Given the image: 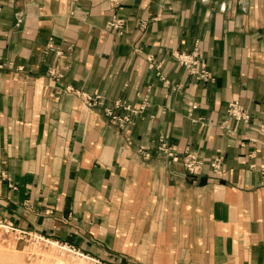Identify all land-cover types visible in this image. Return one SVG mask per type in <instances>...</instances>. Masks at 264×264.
I'll return each instance as SVG.
<instances>
[{
	"label": "crops",
	"instance_id": "0c3cea01",
	"mask_svg": "<svg viewBox=\"0 0 264 264\" xmlns=\"http://www.w3.org/2000/svg\"><path fill=\"white\" fill-rule=\"evenodd\" d=\"M197 42L214 81L174 58ZM0 65V219L103 264H264V0H0ZM69 86L148 104L122 131Z\"/></svg>",
	"mask_w": 264,
	"mask_h": 264
},
{
	"label": "built area",
	"instance_id": "2783aa9c",
	"mask_svg": "<svg viewBox=\"0 0 264 264\" xmlns=\"http://www.w3.org/2000/svg\"><path fill=\"white\" fill-rule=\"evenodd\" d=\"M124 25V20L115 19L114 21L109 23V28L122 32ZM48 47L53 48L52 43H50ZM58 54L61 55L62 53L58 52ZM174 58L181 66H183L187 70V72L191 76L195 77L196 79L204 81H214V78L205 65L204 52L199 42H197L194 45L193 49L189 52H178L174 54ZM49 73L50 76L55 78L56 80H59L62 77V75H60L56 68H52ZM162 80H164L166 84L168 83L163 77ZM64 91L80 97L86 107H104V99L102 95H91L80 90H76L75 88L70 86L66 87ZM147 104L148 103L146 100L139 107H134L126 104L121 100H117L114 102L113 107H104V111L106 116L111 119L112 123L115 126H117L120 130L125 131L129 126L133 125V116L142 113ZM228 113L231 117L235 118L238 121H243L246 124L250 122L251 116L247 113V111L239 101H232L231 103H229ZM156 150L160 156L170 159L172 162L182 163L185 169L191 174H200L203 169L204 161L199 159L197 153L191 150H186L182 157V155H180L176 151V149L169 144L167 138L164 136L160 138ZM138 152L145 158L150 157L149 149H140ZM223 160V157H217L213 161H211V167L215 173H218L223 169ZM0 178H5V175L1 174ZM0 232H3L4 235L13 236L16 241H28L37 239L39 242H47L52 244L49 239L43 236H38V234L35 233L18 230L12 222L6 221L4 219H0ZM56 243L59 244V242ZM62 245L68 246L67 244ZM69 248L76 251L71 246Z\"/></svg>",
	"mask_w": 264,
	"mask_h": 264
},
{
	"label": "rangeland",
	"instance_id": "374dc122",
	"mask_svg": "<svg viewBox=\"0 0 264 264\" xmlns=\"http://www.w3.org/2000/svg\"><path fill=\"white\" fill-rule=\"evenodd\" d=\"M68 246H53L37 239L17 243L13 236L0 232V264H103Z\"/></svg>",
	"mask_w": 264,
	"mask_h": 264
},
{
	"label": "bare ground",
	"instance_id": "6f19581e",
	"mask_svg": "<svg viewBox=\"0 0 264 264\" xmlns=\"http://www.w3.org/2000/svg\"><path fill=\"white\" fill-rule=\"evenodd\" d=\"M52 242V241H51ZM52 245L53 246H57V245H59V244H57L56 242H52ZM86 258H88L87 256H85Z\"/></svg>",
	"mask_w": 264,
	"mask_h": 264
}]
</instances>
